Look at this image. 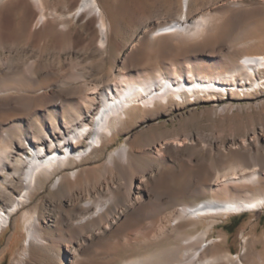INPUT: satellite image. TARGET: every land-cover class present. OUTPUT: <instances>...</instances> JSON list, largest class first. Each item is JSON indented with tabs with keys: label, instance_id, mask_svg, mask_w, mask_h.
Here are the masks:
<instances>
[{
	"label": "rangeland",
	"instance_id": "rangeland-1",
	"mask_svg": "<svg viewBox=\"0 0 264 264\" xmlns=\"http://www.w3.org/2000/svg\"><path fill=\"white\" fill-rule=\"evenodd\" d=\"M97 1L114 42L104 61L95 50L97 19L86 14L68 17L79 0H41L45 21L40 25L35 24L38 9L31 0H0V76L20 72L35 61L38 79L47 89L58 77L76 74L77 68H84L89 80L107 77L110 82L116 74H129L134 81L158 75L208 80L228 78L232 65L243 56H264V0H189L190 28L160 37L158 28L179 19L180 0ZM200 17L206 24L196 31ZM254 74L258 85L248 90L185 98L167 113L137 118L130 128L115 133L102 150L125 146L130 140V169L117 165L107 173L95 170L81 175L74 186L34 193L30 204L0 234V264H14L22 254L27 233L21 216L28 211V217L38 220L39 239L31 242L20 264H127L165 255L179 260L180 241L173 234L149 237L159 222L171 224L170 214L178 204L225 198L208 190L207 167L227 177L259 169L261 183L230 182L239 193L228 192L233 198H242L243 191L264 194V65ZM81 97L77 95L78 102ZM210 99L219 100V105ZM66 114L62 110L54 115ZM54 115L47 110L19 122L14 114L0 113V124L10 128L9 135L17 140L41 132L38 125ZM176 140L180 145L174 144ZM164 141L167 144L158 147ZM97 156L71 167L92 168ZM113 196L116 199L110 203ZM161 197L162 208L155 204ZM89 201L92 207H83ZM106 201L105 216L84 221ZM10 205L0 204V210ZM142 210L148 213L142 215ZM187 224L176 226L181 237L202 231L200 224L194 228ZM211 241L212 253L238 255L244 264H264V208L219 220L206 238V243Z\"/></svg>",
	"mask_w": 264,
	"mask_h": 264
},
{
	"label": "bare ground",
	"instance_id": "bare-ground-1",
	"mask_svg": "<svg viewBox=\"0 0 264 264\" xmlns=\"http://www.w3.org/2000/svg\"><path fill=\"white\" fill-rule=\"evenodd\" d=\"M31 1L38 9L35 24H43L45 18L41 0ZM188 3L189 0H180L179 19L158 28L156 37L186 32L190 28L191 25L186 21ZM84 14L97 19L95 50L99 61H104L114 44L110 35V23L105 21V15L97 0H79L68 17L78 18ZM205 24L204 17H200L196 31ZM63 26L60 29L65 31ZM261 65H264V56H243L232 65L228 78L201 80L183 75H158L156 78L134 81L129 74L118 77L117 74H113L116 76L113 82L107 77L89 80L84 68H77L76 74L58 77L59 81L53 84L51 89H47L48 86H43L39 81L35 61L28 63L20 72H3L0 76V113L14 114L20 118L19 122H22L23 118L47 110H51L53 115L62 110L67 114L54 115L42 121L38 125L41 132L38 134L30 132L19 136L17 140H12L9 135L10 128H6L4 123L3 126L0 124V204L7 201L11 203L7 210H0V234L10 224L13 216L30 204L34 193L42 189L55 192L64 184L74 186L79 182L81 175L95 170L107 173L114 170L117 165L121 169H130L133 161L130 140L125 141V146L110 151L103 152L102 147L115 133L130 128L137 118L147 119L167 113L176 101L183 103L185 98H193L199 94L209 96L226 92L229 95V90L232 89L239 92L248 90L258 85L259 78H256L254 73ZM79 94L82 97L78 102ZM210 101L215 104L214 106L219 105V100ZM166 144L164 141L158 147ZM174 144L180 145L177 140ZM98 153L101 154L97 156ZM90 155L99 159L94 167H71L73 163L82 165ZM214 169L206 168V174L211 181L207 188L223 194L225 198H211L193 205L178 204L179 207L174 208L170 214L171 224L166 226L159 222L149 237V240H155L173 234L180 241L178 244L181 250L180 259L178 260L177 255V259L165 255L152 261L140 260L127 264H244L238 255L212 253L210 245L214 241L206 243V238L219 220L231 215L257 212L264 208L263 193L243 191L242 198H233L228 192V189H231L235 195L239 193L235 188L236 184L233 186L229 184L230 182L249 181L259 184L262 174L259 169H253L250 174L241 176L231 172L232 174L228 176L231 178H228L227 175L219 176L217 169ZM144 181L142 177L141 183ZM128 188H131V185ZM115 199L116 196H113L111 201L109 200L110 203ZM163 199L156 198L155 204L162 208ZM109 201L95 206L94 211L84 221H93L94 217L105 216ZM83 207L91 208L92 203L86 202ZM28 212L21 216L27 238L23 244V252L14 264H20L31 242L39 239L38 220L35 217H28ZM146 212L145 210L140 214L144 215ZM182 221H188L187 226L191 228L200 224L202 231L191 237H181L176 226ZM245 242L244 239L242 243L245 245ZM243 252L244 248L241 254Z\"/></svg>",
	"mask_w": 264,
	"mask_h": 264
}]
</instances>
